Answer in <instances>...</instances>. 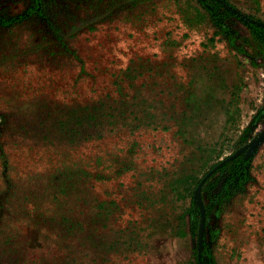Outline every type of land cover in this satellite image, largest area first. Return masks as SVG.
Masks as SVG:
<instances>
[{
	"label": "rangeland",
	"instance_id": "1",
	"mask_svg": "<svg viewBox=\"0 0 264 264\" xmlns=\"http://www.w3.org/2000/svg\"><path fill=\"white\" fill-rule=\"evenodd\" d=\"M249 24L264 0H0V264H193L205 238L264 264Z\"/></svg>",
	"mask_w": 264,
	"mask_h": 264
},
{
	"label": "trees",
	"instance_id": "2",
	"mask_svg": "<svg viewBox=\"0 0 264 264\" xmlns=\"http://www.w3.org/2000/svg\"><path fill=\"white\" fill-rule=\"evenodd\" d=\"M36 4L39 5L40 0H35ZM35 9H31V11H34ZM37 11V10H35ZM248 30L254 34H257L259 36H261L264 39V29L261 27H257L253 24H249L248 25ZM215 34H219V31H215ZM236 158H233L231 161H229L228 163H225L224 165H222L219 169H217V171H221V170H225L228 169V172L231 174V172L233 171V163L235 162ZM198 178L197 181H191L189 180L188 177L184 178V182L191 187H186L187 190L190 191V194L193 193L194 189L196 188L197 184H198ZM213 185L211 184L210 181H208L206 184L204 183L201 187V194H202V198L204 201V209H205V214L207 215L210 211V209L214 206V201L212 199V193H211V189H212ZM185 228V227H184ZM183 228L182 234L185 235L186 231ZM192 231H194V229H197V225L192 227ZM199 247L195 246L193 249V253H192V257L194 259L193 264H217L216 260L213 258V255L211 253L210 247L209 245H207V239L205 238L203 244H202V249L198 250Z\"/></svg>",
	"mask_w": 264,
	"mask_h": 264
}]
</instances>
